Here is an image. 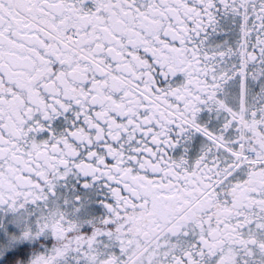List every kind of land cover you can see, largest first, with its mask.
I'll list each match as a JSON object with an SVG mask.
<instances>
[{"label": "snow or ice", "instance_id": "snow-or-ice-1", "mask_svg": "<svg viewBox=\"0 0 264 264\" xmlns=\"http://www.w3.org/2000/svg\"><path fill=\"white\" fill-rule=\"evenodd\" d=\"M0 264H264V0H0Z\"/></svg>", "mask_w": 264, "mask_h": 264}]
</instances>
